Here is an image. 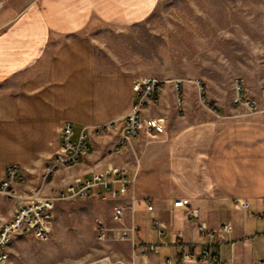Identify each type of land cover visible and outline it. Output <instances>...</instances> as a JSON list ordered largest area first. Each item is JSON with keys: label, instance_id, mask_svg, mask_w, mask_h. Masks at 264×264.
Wrapping results in <instances>:
<instances>
[{"label": "crops", "instance_id": "1", "mask_svg": "<svg viewBox=\"0 0 264 264\" xmlns=\"http://www.w3.org/2000/svg\"><path fill=\"white\" fill-rule=\"evenodd\" d=\"M158 3L0 4V180L9 164H19L26 182H16V191L51 197L76 178L103 171L110 162L124 163L135 176L133 192L124 198L108 194L106 200H88L94 218H101L115 237L107 241L126 250L120 264H165L168 259L178 264L184 252L200 254L203 249L237 264H264V106L250 113L230 95L212 91L199 98L194 84L185 83L179 108L174 86L167 83L159 89L158 101L143 111L164 118L166 132L154 138L143 135L131 146L109 152L134 100L133 82L140 77L109 64L105 37L140 25ZM67 121L76 134L89 128L91 148L76 165L61 167L45 179V169L60 146V127ZM113 122L111 130L96 132L97 126ZM181 198H188L189 204L175 206ZM237 199L247 201L248 207L237 206ZM0 202L1 225L13 205L4 196ZM116 205L124 207L122 222L112 219ZM197 222L210 229L230 222L232 232L222 242L217 236L210 241L198 231ZM131 225L137 226L136 245L116 238ZM174 232L182 233L178 242L172 241ZM149 245H158L160 251L142 255L141 246Z\"/></svg>", "mask_w": 264, "mask_h": 264}, {"label": "rangeland", "instance_id": "2", "mask_svg": "<svg viewBox=\"0 0 264 264\" xmlns=\"http://www.w3.org/2000/svg\"><path fill=\"white\" fill-rule=\"evenodd\" d=\"M105 40L112 66L139 77L180 78L184 90L199 79L205 91L194 86L203 99L214 91L233 101L234 80L242 77L247 96L264 106V0H159L143 23ZM11 251L16 264H120L127 255L97 238L91 202L84 199L59 201L50 238L18 236Z\"/></svg>", "mask_w": 264, "mask_h": 264}, {"label": "built area", "instance_id": "3", "mask_svg": "<svg viewBox=\"0 0 264 264\" xmlns=\"http://www.w3.org/2000/svg\"><path fill=\"white\" fill-rule=\"evenodd\" d=\"M194 84L200 85V92H204V86L201 85L199 79L193 80ZM167 83H172L176 92V103L179 108L183 107V79L177 78L172 81L157 77L147 76L134 80V100L131 103L129 111L122 119L120 134L111 147V154L131 146L136 140L145 135L148 138H154L159 134L166 132V120L164 118L145 116L143 111L150 102L158 101V91ZM235 95L233 103L245 106L250 113L260 111V107L256 101L247 96L245 80L237 77L234 80ZM115 123H109L103 126H97L96 132L109 131L114 127ZM91 143L89 140V128H82L77 134L74 131L73 123L65 122L60 127V146L54 154L50 164L45 169L44 178H50L59 168L70 167L80 162L85 154L90 150ZM23 167L19 164H9L4 176L0 180V196H4L7 202L12 203V214L4 220L0 225V264H16L12 251L11 243L18 236L36 238L40 240H48L52 233V220L55 214V208L59 201L64 200H106L108 194L114 197H125L129 191L134 188L135 176L129 175V167L127 164H119L110 162L101 172L86 175L83 178H76L70 184L64 186L56 192L55 195L49 197H29L16 191L15 183H25L23 176ZM102 187V188H101ZM134 194L130 197V206L133 204ZM236 205L247 208L249 203L240 199L236 200ZM188 198H181L174 202L175 206H187ZM148 208L153 209V205L149 203ZM2 205L0 202V212ZM124 215V207L116 205L112 211V219L115 222H122ZM196 216L194 210L191 211L190 217ZM155 225L158 221L154 220ZM94 227L97 238L100 241L115 239L110 234V228L99 217L94 218ZM198 231L212 241L216 236L219 242L225 240L227 235L232 232L230 222L223 223L218 228L210 229L203 222H197ZM137 226L131 225L130 228L124 230L117 239H129L133 245L134 232ZM162 232L159 230V235ZM182 237L181 232L172 234V241L178 242ZM233 245L234 242H231ZM160 248L158 245L141 246L140 253L142 255L158 253ZM205 262L213 264H237L231 258H222L220 253H213L209 249H203L200 254L194 251L184 252L178 264H186L188 262ZM165 264H174L170 259Z\"/></svg>", "mask_w": 264, "mask_h": 264}]
</instances>
